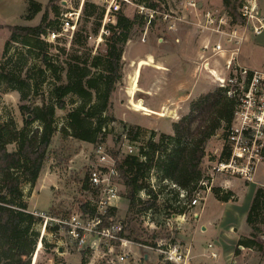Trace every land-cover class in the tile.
<instances>
[{
  "label": "rangeland",
  "instance_id": "1",
  "mask_svg": "<svg viewBox=\"0 0 264 264\" xmlns=\"http://www.w3.org/2000/svg\"><path fill=\"white\" fill-rule=\"evenodd\" d=\"M37 1L43 5L42 11L33 19H27L28 0H0V24L3 25L0 29V68L7 62V59L12 58L24 65L22 74L24 76L27 67L32 63L36 61L37 65L40 64L39 60L28 56L27 48L20 42L11 43L8 55H4L6 43L10 38L8 25L36 26L41 23L49 0ZM194 1L197 4L196 9L188 4L189 0L148 1L157 4V7L147 6L139 0V3L145 7L155 8L161 13L173 16L165 20L161 14H156L150 23L149 18L139 12V8L133 2L122 4L121 11L134 19L135 24L124 45L122 81L112 95L110 107L104 112V115L114 116L116 121L108 122L104 142L92 144L65 136L60 131L68 111L77 105L78 97L73 94L68 96L66 109L57 108L58 131L48 149L41 175L34 185L24 186L25 199L33 213L39 209L42 211L38 212L44 215L65 219L76 212H81L84 205L96 200L97 193L88 181V164L98 163L96 152L98 145L101 144L104 151L111 157L118 155L119 158L127 153H139L140 148L147 146L150 139L158 140L163 132L173 134V123L190 112L192 102L201 95L219 88L209 71L203 68V59H201L202 44L207 39H216V35H211L208 29L200 31L199 28L201 29L200 25L207 21V12L216 16L225 15L232 24L246 25L240 14L245 0H230V4L226 0ZM87 3H95L105 9L102 0H55L59 13L55 14L50 11L51 20L55 21L53 24L55 28L48 29V34L44 36V39L47 42L49 53L57 64L66 65L72 55H77L80 62L86 64L94 55L106 53V49L97 48V37L100 36L104 15L98 32L94 33L97 28V19L95 15L86 14ZM234 6L238 7L237 12ZM259 6L261 13L264 14V0H260ZM75 10L80 11L75 30L66 32V35L50 37L49 34L52 31L61 30L60 23L64 15ZM172 22L176 23L175 29L169 28ZM114 23L106 24L109 35H111L110 25ZM77 31L87 37V44L84 47L73 44ZM198 41L201 46L200 54L189 57L188 60L186 57L184 70L180 68V77L183 76L181 80L186 85L185 95H180L183 100L176 103L174 99L177 97L175 44L181 47L183 43L178 44L179 42L193 44ZM227 56L228 53L225 58L217 55L211 59V64L223 68ZM161 59L170 66L169 71L159 65L163 62ZM138 60L140 61L133 81L134 66ZM239 61L250 68L264 71V33L254 35L251 30L247 31V37L241 46ZM141 67H143L142 84L145 85L154 79L156 87L154 94L144 95L145 97H140L138 92H135L139 89L138 77ZM166 80L170 81L172 87V90L168 92L169 101H164L162 98L166 91L163 90L161 83ZM44 89H48V84L39 91L32 89L22 101L19 91L0 85V122L3 123L12 118L21 128L24 124V115L20 112V103L42 104ZM134 92L135 94H132ZM132 96H135L137 101ZM147 101L154 109H149L141 103ZM170 124H172L171 131L169 130ZM31 126L36 127L37 123ZM132 126H140L137 141L128 138ZM225 143L224 131L219 129L205 144L206 155L202 163L204 171L202 180L209 179L207 185L211 184V189L208 188L201 192L199 202L193 208L184 204L188 199L185 202H179L181 188L176 183L161 177L160 172L153 168L149 174V183L158 195V207L132 213L129 209V200L125 197V185L120 176L116 177L120 197L115 201L117 212L113 219L124 222L125 236L137 244L133 245L134 252L130 253L125 261H115L112 264H164L163 255L146 246L157 247L159 244L190 246L191 244L188 243L192 242L190 238L194 233H197L193 236L192 245V248H195L192 258L194 264H264V224L261 225L262 230L255 236L259 244L252 247L240 244L241 239L252 237L253 230L247 224L246 217L253 193L257 187H264V159L257 164L255 176L251 181L240 176L216 172L214 166L221 160ZM13 148V144L9 145V149ZM213 187L221 188L220 195L222 196L229 190L233 191L234 195L227 202L221 201L213 194ZM139 196L142 199L149 198L145 190H142ZM180 204L186 207V213H180L182 209ZM194 214L198 218H194ZM44 220L45 218L36 224L35 231L38 232V236L30 238L26 246L27 253L31 257V264H109L106 256H103V250L80 248L66 236L64 229L56 231L55 224H49L44 230ZM102 248L105 249V247ZM213 252L215 256L212 255ZM145 254L150 257L148 261L145 259Z\"/></svg>",
  "mask_w": 264,
  "mask_h": 264
},
{
  "label": "trees",
  "instance_id": "2",
  "mask_svg": "<svg viewBox=\"0 0 264 264\" xmlns=\"http://www.w3.org/2000/svg\"><path fill=\"white\" fill-rule=\"evenodd\" d=\"M148 1L141 0L147 6H158ZM226 2L230 4L231 1ZM233 8L237 12L238 7ZM42 9L41 2L28 0L26 18L33 19ZM50 11L59 13L55 0H49L39 25L7 26L10 38L4 55H8L11 43L20 42L27 48L28 56L39 60L40 64L37 65L36 61L32 63L23 76L24 65L12 58L7 59L0 68V85L19 91L22 101L32 89L39 91L47 84L48 89L43 91L42 104L20 103L19 109L24 115L21 128L12 118L0 122V264L32 263L26 246L30 238L38 236L35 226L43 219L29 209L24 186L34 185L41 175L48 149L58 131L57 108L66 109L68 96L73 94L78 97L77 105L68 111L60 131L65 136L92 144L104 142L108 122L116 121L114 116L104 115V112L110 107L112 95L122 81L124 45L135 20L120 11L117 22L110 25L111 35L106 53L94 55L86 64H82L77 55H72L66 65H60L49 53L44 39L48 29L55 28ZM85 11L88 16H96L97 28L94 33H97L105 9L95 3H87ZM73 42L74 46L84 47L87 37L77 31ZM235 108L236 100L227 96L222 88H216L192 102L190 112L173 123V134L163 132L158 140L150 139L147 146L140 148L139 153H127L119 158L118 155H112L125 185V197L129 200L132 213L158 207V195L149 183V174L153 168L160 172L161 177L185 190V199L193 196L204 178L202 163L206 155L205 144L219 129H223L226 141ZM33 123H37V126L32 127ZM139 131L140 126H132L128 138L137 141ZM11 144L14 145L13 149H9ZM229 157L230 151L225 143L221 158ZM142 190L147 191L148 199L139 196ZM220 191L219 187L212 188L213 194L221 201L227 202L234 195L229 190L222 196ZM180 206V213H186V207ZM83 211L90 210L84 205ZM91 212L95 213V210ZM116 212V206L108 209L104 217L105 225L108 217L115 221L113 217ZM246 222L253 230L252 237L241 239L240 244L252 247L259 244L255 236L264 224V187H257Z\"/></svg>",
  "mask_w": 264,
  "mask_h": 264
},
{
  "label": "built area",
  "instance_id": "3",
  "mask_svg": "<svg viewBox=\"0 0 264 264\" xmlns=\"http://www.w3.org/2000/svg\"><path fill=\"white\" fill-rule=\"evenodd\" d=\"M102 2L105 5L104 23L100 36L97 37V48L102 50L107 48L110 37L106 24L117 21L118 13L125 2H133L139 8V12L149 18V23L153 21L156 14H161L165 20L173 17L155 8L145 7L139 3V0H102ZM259 3L260 0H245L243 3L240 14L246 25L232 24L225 15L216 16L207 12V21L200 25L201 29L199 28L200 31L208 29L211 35H216V39H207L202 44L203 68L209 71L227 96L236 100L234 117L226 136L230 157L221 158L215 164L214 170L231 176H240L248 181L253 180L257 164L264 159V71L241 63L239 54L248 30H251L254 35L264 33V14L260 11ZM188 4L195 7L194 9L197 8L194 0H189ZM79 14L80 11L77 10L66 13L60 23L61 30L58 31L61 33L52 31L49 36L55 38L74 31ZM175 26L176 23L172 22L169 28L175 29ZM227 53L223 68L211 64L212 58L217 55L225 58ZM96 152L98 163L88 164V181L97 195L93 203L86 204L87 209L91 208L95 210V213L91 210L88 212L82 210L65 219L44 215L38 211L34 213L45 218L44 230L49 224H55L56 231L64 229L66 236L80 248L103 250V256H106L109 264L115 261L123 262L130 253L134 252L133 245L137 243L125 236V226L122 221H112V217H108L107 225L104 223L108 209L115 206V201L120 197L116 182L119 173L115 160L104 151L101 144L96 147ZM207 182L209 179L201 180L200 187L188 201L185 199L186 191L180 189L179 202L186 201L184 204L189 207L197 205L201 192L211 189V184L207 185ZM146 247L160 252L164 262L171 264H186L189 256V249L182 244H159L157 247ZM212 255L216 254L213 252Z\"/></svg>",
  "mask_w": 264,
  "mask_h": 264
},
{
  "label": "crops",
  "instance_id": "4",
  "mask_svg": "<svg viewBox=\"0 0 264 264\" xmlns=\"http://www.w3.org/2000/svg\"><path fill=\"white\" fill-rule=\"evenodd\" d=\"M182 43H183V46H181V47L180 46L178 47L177 44H175L176 45V52H177L176 53V55H177L176 56V59H177V66H176L177 81H176V87H175V89L177 91L176 92L177 93V97H174V99H175L176 103L177 102H180L181 100H183V97L181 98L180 95H183V96L185 95L184 94V88H185L186 85H185V82L183 80H181L183 76L180 77V73H179L180 72V68H182V70H184V64H185L186 57H187V60H188L189 57H195L196 54H200V52H201V50H200V47L201 46H200V42L199 41H198V43H193V44H189V43L186 44L185 42H181V43L179 42L178 44H182ZM142 59H140V60H142ZM140 60H138L136 66H134L133 81L135 79L136 72H137V67H138V63H139ZM161 61H163V62H161V64H159V65H161L163 68H166L167 69V70L166 69H163L164 71L165 70L166 71H169L170 70V66L166 63L165 60L161 59ZM132 62H135V61L132 60ZM144 66H149V65H144ZM143 67H141V73H140V75L138 77V87H139V89L137 91H135L136 93L138 92V95H140V97H145L144 95H147L148 96L150 94H154L153 92H155V88H156L154 86L155 85V80L154 79L148 81L145 85L142 84V71H143ZM161 86H162L163 90L166 91V93L163 94V97L162 98L164 99V101H167V100L169 101L170 95L168 94V92H169V90H172L170 81L169 80H166V82L164 81V83H161ZM135 92L132 93V94H135ZM133 99L136 100L137 98H135V96H134ZM141 103H143L149 109H154L153 106L148 103V101L146 102L147 104L145 102H141ZM169 130L170 131L172 130V124H170ZM169 130H168V132H170ZM250 204H251V202H250ZM249 207H250V205H249ZM36 210L42 211V210H39V209H36ZM194 218H198V216L194 214ZM195 234H197V233H194V235ZM194 235H192V238H190L192 240V242H189L188 243V244H191V245L190 246L189 245L184 246L187 249H189V256L186 259V264H194L193 263L194 260L192 261L193 252L195 251L194 250L195 248H192V245L194 243V240H193V236ZM133 248H135V247H133ZM192 249H193V251H192ZM145 258H146V260L147 259L148 260L150 259L149 255H147V254H146Z\"/></svg>",
  "mask_w": 264,
  "mask_h": 264
}]
</instances>
